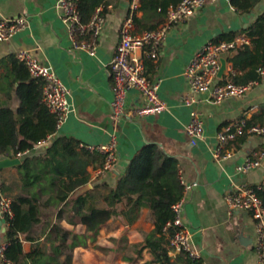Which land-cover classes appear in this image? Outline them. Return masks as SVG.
I'll list each match as a JSON object with an SVG mask.
<instances>
[{
    "label": "crops",
    "instance_id": "obj_1",
    "mask_svg": "<svg viewBox=\"0 0 264 264\" xmlns=\"http://www.w3.org/2000/svg\"><path fill=\"white\" fill-rule=\"evenodd\" d=\"M139 6L140 0H109L99 47L96 54L91 55L73 44L58 0H0V13L6 17L23 15L29 22L10 40L0 41V107L18 112L22 104L18 93L20 83L15 81L19 70L14 62L21 49L33 51L41 62L55 70L69 89L71 103V110L61 127L35 144L32 150L21 153L20 158L44 152L58 137L103 145L116 135L118 159L114 167L101 173L99 164L90 165L91 181L81 188V191L91 189L101 198L108 193L102 181L115 186L131 159L145 146L155 143L178 159L180 178L189 185L185 190L183 222L194 247L201 252L200 264H259L255 250L256 221L248 211L231 210L225 191L236 181L264 187V160L261 166L250 172L237 171V166L244 163L253 151L264 149V136L250 134L230 141L226 145L227 157L223 160L213 156V149L217 145V133L222 128L236 125L241 117L250 118L264 108V83L244 97L227 98L222 103H215L208 92H191L196 99L194 105H186L180 98L190 94L185 69L195 53L211 40L246 33L264 11V0L250 12L240 11L231 0H217L174 25L160 47L157 60H145L146 72L151 79L160 81L159 94L169 109L144 118L133 116L131 111L141 104V95L137 89H131L126 114L116 119L111 111V68L123 23L132 14V32L141 33L165 20L163 15H144ZM232 53L221 57V63L226 59L221 80L228 79L234 69L229 59ZM194 107L204 117V138L196 146L190 143L186 133ZM4 157L0 154V159ZM18 178V166L0 172V185L4 182L12 187L6 193L9 196L18 193ZM58 194L69 193L59 187ZM69 201L61 205L55 216L63 218L64 226L85 235L101 226L94 241L87 238V247L75 248L72 264H130L124 255L132 244H142L144 232L155 227L152 210L147 206L131 225L123 224L115 219L111 210L102 207L74 226L64 219L70 210ZM235 225H240L241 232L235 231ZM6 229V222L0 215V246L7 241ZM30 249L31 242L25 240L24 250L28 252ZM170 255L178 264H185L179 258L183 252L170 248ZM152 260L153 254L144 248L134 264H160ZM0 264H5L1 256Z\"/></svg>",
    "mask_w": 264,
    "mask_h": 264
},
{
    "label": "trees",
    "instance_id": "obj_2",
    "mask_svg": "<svg viewBox=\"0 0 264 264\" xmlns=\"http://www.w3.org/2000/svg\"><path fill=\"white\" fill-rule=\"evenodd\" d=\"M181 0H140L139 10L144 15L166 16L171 6ZM242 12H250L262 0H231ZM109 0H77V8L83 23H89L97 8L106 16ZM156 28V27H154ZM153 29V28H150ZM250 43L238 47L229 57L236 72L232 78L237 82L261 79L259 68L264 67V11L246 31ZM236 36V35H235ZM235 36L217 40H232ZM78 40L90 39V33H78ZM20 83L18 93L22 104L15 112L9 107H0V154L15 157L18 153L32 150L38 142L47 139L57 131V118L43 100V81L32 76L26 65L17 56L14 59ZM245 129L253 125H264V108L250 118L246 115ZM250 135L245 132L239 136ZM105 162V154L80 148V143L70 137H58L44 152L28 154L21 158L18 193L10 195L13 215L8 217L6 229V257L14 264H72L74 250L87 247L89 237L94 241L101 226L88 232L79 233L75 228L63 225V218H55L61 205L69 201V212L64 219L76 226L83 218L92 215L97 208L111 210L115 219L123 224L135 223L142 209L152 210L155 227L144 232L142 244H132L124 259L130 264L141 256L144 248L153 254L152 262L178 264L170 255V240L176 228L165 227L175 218L173 205L185 194V186L179 173L178 159L155 143L141 149L130 161L125 173L118 178L115 186L104 180L108 193L102 199L93 190L81 191L91 181L88 167ZM62 187L69 194L59 195ZM264 204V187L254 186ZM12 187L0 185V193L6 194ZM8 195V194H6ZM9 196V195H8ZM31 242V249L24 250V241ZM179 258L185 264H200V259L183 252Z\"/></svg>",
    "mask_w": 264,
    "mask_h": 264
},
{
    "label": "built area",
    "instance_id": "obj_3",
    "mask_svg": "<svg viewBox=\"0 0 264 264\" xmlns=\"http://www.w3.org/2000/svg\"><path fill=\"white\" fill-rule=\"evenodd\" d=\"M217 0H181L176 6H171L165 16V20L156 28L147 29L141 33L132 32L133 15L126 17L121 28V40L118 44L115 57L112 61L111 77L113 99L111 111L116 119L123 117L127 110V96L131 89H137L141 95V104L136 106L131 114L137 118L160 113L169 109L168 104L159 94L160 81L151 79L146 72L145 60H157L160 47L167 39L170 29L179 22L186 20L195 11L208 3ZM64 22L69 27L71 39L76 47L86 49L91 55H95L99 47V36L104 28L106 16L101 13L102 8H97L89 23H83L78 11L77 0H58ZM26 16L6 17L0 13V41H8L28 25ZM90 33V39L78 40V33ZM250 43L247 33H240L232 40H211L204 44L192 57L185 69V76L190 88V94H184L180 100L186 105H194L195 97L191 94L208 92L215 103H222L231 97H244L256 86L264 83V67L259 68L261 79L247 82H237L232 76L235 70L226 80H221L219 72L222 67L221 57L225 53L235 52L238 47ZM17 58L28 68L32 76L43 81V100L57 118L56 128L59 129L65 122L71 110L68 98L69 89L56 74L55 70L40 61L37 55L27 49H21L16 53ZM244 121L237 125H229L217 133V145L213 149V156L218 160L227 157L226 145L236 140L245 132L264 136V125L257 124L245 129ZM186 133L190 143L194 146L204 138V117L198 108L191 111V119L186 125ZM80 148L91 152L99 151L105 154V162L101 167V173L112 169L118 159V141L116 135L111 137L107 144L91 145L80 143ZM18 153L17 157H20ZM264 149L253 151L245 162L237 166L239 173H247L262 165ZM182 183L185 190L189 185ZM225 199L231 210L241 209L248 211L256 221L257 239L255 250L258 263L264 264V204L258 196L255 187L247 182H233L225 191ZM186 197L173 205L175 218L165 227L176 228L170 240V247L176 251L186 252L194 259H201V252L197 250L191 240L189 230L183 222V212ZM12 198L0 193L1 219L9 224L8 217L13 215L11 208ZM7 241L0 246V256L5 264H14L6 255Z\"/></svg>",
    "mask_w": 264,
    "mask_h": 264
},
{
    "label": "water",
    "instance_id": "obj_4",
    "mask_svg": "<svg viewBox=\"0 0 264 264\" xmlns=\"http://www.w3.org/2000/svg\"><path fill=\"white\" fill-rule=\"evenodd\" d=\"M231 55H234V52ZM225 67H226V59H222V67H221V70L219 72V75H221L223 73ZM20 163H21V158L17 157V156H15V157L7 156L4 158H1L0 159V172L7 167L17 166ZM234 228H235L236 232H241L240 231L241 230L240 225H235Z\"/></svg>",
    "mask_w": 264,
    "mask_h": 264
}]
</instances>
